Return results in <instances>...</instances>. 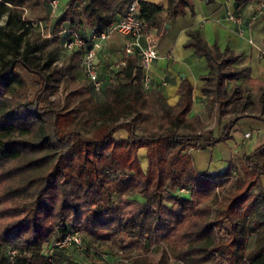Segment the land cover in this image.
<instances>
[{
	"label": "trees",
	"instance_id": "obj_1",
	"mask_svg": "<svg viewBox=\"0 0 264 264\" xmlns=\"http://www.w3.org/2000/svg\"><path fill=\"white\" fill-rule=\"evenodd\" d=\"M42 1L0 0V23L6 16L0 24V202H14L6 206L10 218L0 224V264H58V256L66 259L64 264H82L54 242L80 231L115 239L125 207L135 203L128 198L132 194L145 199L155 214L154 230L170 247L158 260L130 256L128 264H171V258L183 264H264V143L220 174L199 171L189 151L227 139L241 117L264 120V88L256 104L250 95L237 98L240 116L215 138L199 134L201 120L188 116L194 96L189 80L182 81L175 105L158 90L140 94L136 57L120 69L118 82L106 85L105 101H97L87 82L73 92L80 95L77 104L58 108L51 95L64 79L76 82L81 63L76 50L58 64L61 32L71 28L85 38L86 26L101 32L134 0H68L53 38L25 40L31 25L23 7ZM237 1L243 5L250 0ZM139 5L158 31L165 29L166 20L195 8L193 0H140ZM66 22L69 27L63 26ZM186 45L207 53L194 33ZM224 54L230 62L238 59L233 51ZM17 65L37 75L34 96ZM121 128L126 137L115 136ZM141 147L148 149L146 170L138 155ZM180 187L190 193H178ZM225 221L229 238L220 241L218 228ZM251 235L253 249L248 248ZM45 245L52 246L48 254ZM9 248L17 249L14 263Z\"/></svg>",
	"mask_w": 264,
	"mask_h": 264
},
{
	"label": "crops",
	"instance_id": "obj_2",
	"mask_svg": "<svg viewBox=\"0 0 264 264\" xmlns=\"http://www.w3.org/2000/svg\"><path fill=\"white\" fill-rule=\"evenodd\" d=\"M60 4L62 0H59ZM140 1V0H137ZM155 3H168V0H144ZM194 12L187 9L185 14L166 20L165 29L158 31V58L145 70L135 75V84L140 94H148L158 90L171 105L180 99L178 92L183 80L192 83L193 106L188 113L189 118H198L202 125L197 132L215 138L220 136L226 124L240 116L236 109L237 98L250 95L256 104L264 88V15L253 18L262 0H250L239 5L237 0H193ZM60 14L67 6L68 0ZM244 13V33L239 25L229 21V11ZM167 14L164 13L165 17ZM58 18L55 19L56 22ZM69 27V23H64ZM93 28L86 26L82 33L90 36ZM192 33L206 47L207 53H200L194 46H187ZM250 39L253 42H250ZM125 36L114 31L105 41L98 55V64L105 86L118 82L120 69L117 63L124 56ZM225 50L238 54L235 62H230ZM135 58V56H133ZM130 57V58H133ZM137 59V58H136ZM149 78V89L142 85L143 75ZM78 79L88 82L82 71L77 70ZM89 83V82H88ZM235 85L239 89H235ZM238 91L237 95L235 92ZM106 94L100 95L105 101ZM236 115V116H233ZM249 133V134H248ZM128 132L121 128L115 132L116 137H126ZM264 143V120L257 117H241L230 131L229 137L205 147H191L190 153L199 171H210L213 174L224 172L230 165H239V159L252 152ZM140 162L146 170L149 165L148 149L141 147L138 151ZM235 172V170H233ZM264 186V176H261ZM119 194V193H118ZM139 195L145 202V199ZM166 203L173 205L166 194ZM120 194L117 198L118 201ZM225 221L222 228H229ZM220 235V234H219ZM222 237H219L220 241ZM250 240V237H249ZM248 240V242H249ZM255 246V240L252 249ZM249 248V247H248ZM171 264H183L175 258ZM218 264H224L222 261Z\"/></svg>",
	"mask_w": 264,
	"mask_h": 264
},
{
	"label": "rangeland",
	"instance_id": "obj_3",
	"mask_svg": "<svg viewBox=\"0 0 264 264\" xmlns=\"http://www.w3.org/2000/svg\"><path fill=\"white\" fill-rule=\"evenodd\" d=\"M59 1V0H58ZM65 0L58 3V7L54 8L51 6L49 1L43 0L38 6L25 5L23 7V16L26 19L31 20H42L43 26L32 25L25 40L37 41L44 37L53 38V29L55 25V19L60 16V11L64 7ZM6 16L1 20L0 24H5ZM70 51L66 50L63 46L58 56V64L64 63L69 55ZM16 71L23 76L28 82L30 87L31 95L34 96L38 77L35 73L30 72L20 65H17ZM76 82L69 80L68 78L60 84L59 89L51 95V98L55 100L61 108L65 105L70 107L77 104L80 95H74V90L79 85L88 86L85 81L78 79ZM17 84V83H16ZM92 89V88H91ZM95 97L100 100V96L95 94ZM236 116V115H233ZM2 185L0 184V188ZM119 194H114V199L117 200ZM128 198L133 200L135 203L127 205L125 207V215L121 222V229L116 233L115 239L113 237H95L87 232L80 231L81 242L80 247L67 245L65 248L66 253L71 255L74 260L81 262L82 264H92L93 261L97 264H128L130 256L146 255L153 260H158L164 248L170 247V242L163 240V238L154 230L155 214L148 209L145 205L144 200L137 194H132ZM14 202H0V224L3 220L10 218L9 212L6 211V206L12 205ZM220 228V227H219ZM226 232V229H225ZM220 234L222 241L227 240L229 235L226 233ZM226 236V237H223ZM226 238V239H225ZM55 240V239H54ZM53 240V241H54ZM255 235L250 236L248 247L252 248ZM56 241V240H55ZM125 246V247H123ZM44 247L48 248L47 245ZM121 249H126L127 252H121ZM46 251V250H45ZM104 252L107 253V257L102 255L93 254V252ZM58 264H64L66 259L63 256H58ZM224 263V262H223Z\"/></svg>",
	"mask_w": 264,
	"mask_h": 264
},
{
	"label": "built area",
	"instance_id": "obj_4",
	"mask_svg": "<svg viewBox=\"0 0 264 264\" xmlns=\"http://www.w3.org/2000/svg\"><path fill=\"white\" fill-rule=\"evenodd\" d=\"M49 3L52 7H58V0H50ZM264 15V0L260 2L259 7L253 18H257ZM229 21H233L239 25L240 32L244 33L245 23H244V13L240 10L229 11L227 14ZM28 24L43 26L42 20H31L26 19ZM114 31H118L125 36V47L124 56L117 63V67L122 69L126 66L128 59L135 56L137 58V65L134 70V74L140 71H145L159 56L158 52V28L151 25L146 19L141 15L139 1L134 0L126 9V11L119 15L115 21L111 22L108 27L101 32H94L87 38L83 37L78 30L75 29H64L61 34H63V47L72 52L76 51L80 54V70L82 71L85 79L89 82L93 92L100 96L104 93V79L101 76L98 64V55L102 49L105 41L109 38L110 34ZM54 36V34L52 35ZM250 42H253L250 39ZM149 78L145 74L142 77V85L145 89H149ZM249 134V133H248ZM180 194H189V189L186 187H180L178 189ZM225 228H218V233L223 234ZM226 233V232H225ZM226 237V236H223ZM81 236L79 232H75L67 235L65 238L54 242L53 246H67L69 244H74L80 247L82 244ZM226 239V238H225ZM228 239V238H227ZM52 251V246L46 249V253ZM127 252L126 249H121V252ZM9 258L11 263H14L17 254V249L9 248L8 250ZM93 254L102 255L107 257L108 254L104 252L95 251Z\"/></svg>",
	"mask_w": 264,
	"mask_h": 264
}]
</instances>
